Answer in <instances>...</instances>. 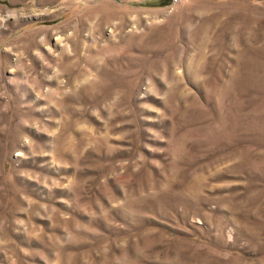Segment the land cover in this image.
Here are the masks:
<instances>
[{
  "label": "rangeland",
  "instance_id": "obj_1",
  "mask_svg": "<svg viewBox=\"0 0 264 264\" xmlns=\"http://www.w3.org/2000/svg\"><path fill=\"white\" fill-rule=\"evenodd\" d=\"M0 264H264V0H0Z\"/></svg>",
  "mask_w": 264,
  "mask_h": 264
},
{
  "label": "built area",
  "instance_id": "obj_2",
  "mask_svg": "<svg viewBox=\"0 0 264 264\" xmlns=\"http://www.w3.org/2000/svg\"><path fill=\"white\" fill-rule=\"evenodd\" d=\"M172 1L176 2L177 0H172Z\"/></svg>",
  "mask_w": 264,
  "mask_h": 264
},
{
  "label": "trees",
  "instance_id": "obj_3",
  "mask_svg": "<svg viewBox=\"0 0 264 264\" xmlns=\"http://www.w3.org/2000/svg\"><path fill=\"white\" fill-rule=\"evenodd\" d=\"M171 1V0H170Z\"/></svg>",
  "mask_w": 264,
  "mask_h": 264
}]
</instances>
